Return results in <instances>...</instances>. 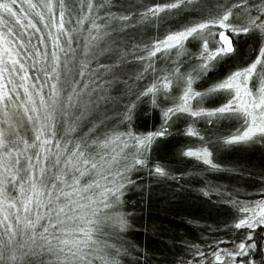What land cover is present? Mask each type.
Returning <instances> with one entry per match:
<instances>
[{"label": "snow or ice", "instance_id": "1", "mask_svg": "<svg viewBox=\"0 0 264 264\" xmlns=\"http://www.w3.org/2000/svg\"><path fill=\"white\" fill-rule=\"evenodd\" d=\"M166 182L223 218L156 256L121 209ZM0 264H264V0H0Z\"/></svg>", "mask_w": 264, "mask_h": 264}, {"label": "trees", "instance_id": "2", "mask_svg": "<svg viewBox=\"0 0 264 264\" xmlns=\"http://www.w3.org/2000/svg\"><path fill=\"white\" fill-rule=\"evenodd\" d=\"M153 124V117L146 106H141L136 114L134 126L146 129ZM187 146H194L190 142L181 141ZM177 145L169 143L161 153L160 158L170 156ZM237 155L259 164L261 153L259 150L247 153H233L226 159H233ZM227 183V180H221ZM148 184V181H144ZM174 182L151 184L144 190L132 187L125 194V205L122 211L127 212L130 227L126 229V239L147 248L151 253L159 256L161 252H170L173 242H179L184 237L195 239L199 229L189 225L187 221L195 218H206L211 215L223 218L215 211L209 212L207 205L201 203L199 196L193 194L174 195ZM215 199V197H213ZM223 210H221L222 212Z\"/></svg>", "mask_w": 264, "mask_h": 264}]
</instances>
